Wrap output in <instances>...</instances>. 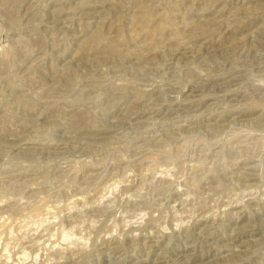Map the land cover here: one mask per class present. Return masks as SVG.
<instances>
[{"label": "rangeland", "instance_id": "1", "mask_svg": "<svg viewBox=\"0 0 264 264\" xmlns=\"http://www.w3.org/2000/svg\"><path fill=\"white\" fill-rule=\"evenodd\" d=\"M0 264H264V0H0Z\"/></svg>", "mask_w": 264, "mask_h": 264}, {"label": "bare ground", "instance_id": "2", "mask_svg": "<svg viewBox=\"0 0 264 264\" xmlns=\"http://www.w3.org/2000/svg\"><path fill=\"white\" fill-rule=\"evenodd\" d=\"M64 236V235H63ZM69 241V240H68Z\"/></svg>", "mask_w": 264, "mask_h": 264}]
</instances>
